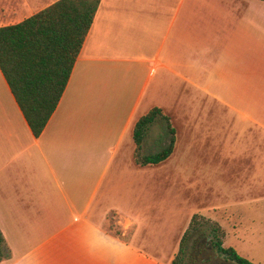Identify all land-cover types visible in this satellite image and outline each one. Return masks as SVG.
I'll list each match as a JSON object with an SVG mask.
<instances>
[{
	"label": "crops",
	"instance_id": "1",
	"mask_svg": "<svg viewBox=\"0 0 264 264\" xmlns=\"http://www.w3.org/2000/svg\"><path fill=\"white\" fill-rule=\"evenodd\" d=\"M54 1L0 0V26ZM262 7L263 39L250 31ZM253 54L264 73L262 0H99L37 137L0 71V262L169 264L193 214L234 231L264 203V91L251 113L230 89L240 62L246 89ZM152 108L140 152L156 149L159 121L173 147L140 166L132 127ZM173 192L194 202L183 223Z\"/></svg>",
	"mask_w": 264,
	"mask_h": 264
},
{
	"label": "trees",
	"instance_id": "2",
	"mask_svg": "<svg viewBox=\"0 0 264 264\" xmlns=\"http://www.w3.org/2000/svg\"><path fill=\"white\" fill-rule=\"evenodd\" d=\"M98 2L56 0L17 23L0 26V71L34 137L39 135L59 100ZM159 114V109L152 108L132 127L134 162L140 166L156 164L171 153L174 131L167 122L156 149L147 154L140 152L148 126ZM202 220L211 223L209 242L224 262L254 264L231 247H222L220 227L198 214L191 216L169 264H179L184 241ZM2 241L0 232V245ZM1 255L0 251V260Z\"/></svg>",
	"mask_w": 264,
	"mask_h": 264
},
{
	"label": "rangeland",
	"instance_id": "3",
	"mask_svg": "<svg viewBox=\"0 0 264 264\" xmlns=\"http://www.w3.org/2000/svg\"><path fill=\"white\" fill-rule=\"evenodd\" d=\"M263 6V4H262ZM262 18L259 22L260 14L256 12L254 9L251 12V21H252V28L250 31L257 36H260L263 39V7H262ZM256 19V20H254ZM255 24L259 25L260 28H257L259 30H256ZM255 49V48H253ZM245 68H249L247 63L245 64ZM251 68L250 70H246L245 75L246 79V89L243 88V79L240 78L243 74V72L240 71V67H244V64L242 62L236 63L237 72L235 73L236 80L234 83V87H231L230 83V89H235L234 96L236 98H248L252 100L251 105V113H259L260 108H263V106H260V102L263 100V91H264V73H263V65L257 63L256 57L251 59ZM248 87V88H247ZM221 89V88H220ZM228 89H222V91H227ZM238 107V106H237ZM241 109H246L248 111L249 107L244 106ZM257 109V110H254ZM164 123L159 121L156 127L155 132L159 134L162 131V128L164 127ZM148 132V131H147ZM146 132V135H147ZM240 140V138H239ZM243 140V138H242ZM152 151V148L149 147L148 150H144L141 152V154H147ZM149 151V152H148ZM174 193V194H173ZM169 195L171 197L167 200V208L178 211L179 213H176L180 219L181 223H183V216L189 211V209H193L194 202L190 201H184L182 200V197L180 193L173 192ZM163 197V196H162ZM112 218H108L107 223L105 224V227L107 229L112 230V232H115L116 230L113 228V225L111 223ZM209 220V219H207ZM241 224L240 226L236 225V228L234 231H232L228 226L223 225L224 229H221L222 235L220 237L222 243V247H231L235 250V252L244 258L251 260L254 264H264V203L263 200L261 202L252 203L248 210L245 212V214L242 215V218H240ZM211 226V223H208L205 220L200 221L199 227L196 229V231H192L191 234L188 235L186 240L184 241V248L183 252L179 255V264H214V262L217 264V259L221 262H224L222 258L216 253L214 247L209 246V228ZM225 233V238L223 239V232ZM42 236L47 235V232L42 233ZM5 235H8L7 233ZM203 236L199 241V244H195L198 237ZM123 237V238H122ZM122 239L127 238V236H122ZM52 242V239L49 241ZM206 243V244H205ZM207 246V249L205 248ZM46 246H43L44 248ZM42 248H40L38 251H42ZM44 250V249H43ZM37 251V252H38ZM45 251V250H44ZM50 249H47L44 253V257L46 256L47 252H49ZM57 258H64L67 259L66 253H60L56 256ZM216 260H215V259ZM214 260V262H213ZM63 263L66 264V261L61 260ZM0 264H6L5 259H3ZM44 264H51L50 260L46 261ZM225 264V263H224Z\"/></svg>",
	"mask_w": 264,
	"mask_h": 264
},
{
	"label": "flooded vegetation",
	"instance_id": "4",
	"mask_svg": "<svg viewBox=\"0 0 264 264\" xmlns=\"http://www.w3.org/2000/svg\"><path fill=\"white\" fill-rule=\"evenodd\" d=\"M203 236H200V237H198V239H197V241L195 242V244H199L200 243V239L202 238ZM206 244V243H205ZM209 246L210 247H212L211 245H210V242H209ZM205 248L207 249V246H205ZM215 259V258H214ZM216 260V259H215ZM217 261V264H223V262H221L220 260H216ZM213 262H214V260H213ZM214 264H216L215 262H214Z\"/></svg>",
	"mask_w": 264,
	"mask_h": 264
}]
</instances>
